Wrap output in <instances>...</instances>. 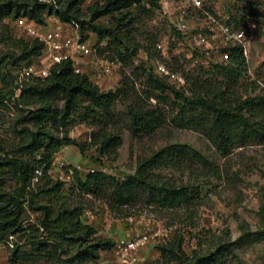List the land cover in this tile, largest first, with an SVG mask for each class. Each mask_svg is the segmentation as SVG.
I'll list each match as a JSON object with an SVG mask.
<instances>
[{"label": "rangeland", "instance_id": "1", "mask_svg": "<svg viewBox=\"0 0 264 264\" xmlns=\"http://www.w3.org/2000/svg\"><path fill=\"white\" fill-rule=\"evenodd\" d=\"M96 4L101 6L104 0L85 1L81 7L83 20L90 21V9ZM207 4L221 19L247 31L249 52L246 71L237 88L238 95L243 99L264 97V0H208ZM132 10L139 16V21L128 28L133 40L140 45L137 54L108 76H98L100 69H96L95 83L103 91H115L121 86L124 77H130L140 97L145 100L150 95L144 103L146 108L159 105L165 110L166 123L155 131L136 132L129 116L131 99L117 103L111 118L105 119L103 124L87 117L82 107L70 118L65 129L52 130L58 137L68 135L75 144L55 154L49 172L51 177L66 183L63 194L67 196L69 207H83L82 220L95 228L98 237L116 243L142 234L160 232L162 240L150 241L139 252L137 264H153L158 261V246L175 237L183 240V248L188 256L212 253L222 248L225 255L221 264H264V144L254 141L244 146H234L228 155H223L202 132L175 127L173 119L178 110L174 104L176 97L173 91L168 89L162 94L154 89V83L159 78L152 62L155 57L163 59L172 69L186 75L219 79L212 68L216 64H224L221 60L224 44L213 41L210 44L214 48L210 50L213 52L212 62L202 65L197 62L200 52L206 48L208 50L210 46L199 44L198 34L204 31L200 27V16H190L191 31L184 34L173 26L172 17L169 18L161 9L150 14L137 13L134 8ZM55 17H58L55 12L47 17L45 32L53 29ZM21 21L22 18H10L0 24V61L4 60L9 73L16 70L13 69L15 65H12V56L18 58L23 54V46L19 41L34 40L24 32ZM100 23L110 26L112 18L103 17ZM79 35L85 37V41L93 47L94 53L88 57L92 61L103 58L117 60L115 51L106 50L108 39L101 40L90 31H86L84 36L79 31ZM158 41L165 44L164 54L156 49ZM25 64L21 61L17 66L21 68ZM31 65L40 67L42 63L35 59ZM2 76L7 79L5 83ZM10 80L3 70L0 74V88L8 84L10 89ZM175 90L189 96L188 87ZM53 107L62 109L64 103L58 102ZM21 113L14 105L0 111V141L9 150L17 148L21 142ZM114 137H119L121 144L103 150L105 139ZM173 145H185L198 153L200 158L189 155L180 159L176 165H152L151 169L147 167L145 174L158 182L187 188L191 195L196 196L188 205L174 208L149 206L146 197H143L133 206L112 208L108 198L96 197L90 194L89 188L85 191L80 188L79 181L84 182L90 170L101 167L108 169L109 176L124 182L136 176L141 165L152 161L156 153ZM68 171H73V175L68 177ZM37 178L33 179L31 186L36 191L41 186ZM19 186L17 180H9L5 188L7 192H13ZM40 219L41 212L28 207L24 214V228L39 225ZM15 236L19 245L24 246L22 251L30 253L27 237L20 233ZM12 252L4 244L0 245V264H10ZM27 264L57 262L40 257ZM86 264L122 263L111 250L101 252L97 261Z\"/></svg>", "mask_w": 264, "mask_h": 264}, {"label": "trees", "instance_id": "2", "mask_svg": "<svg viewBox=\"0 0 264 264\" xmlns=\"http://www.w3.org/2000/svg\"><path fill=\"white\" fill-rule=\"evenodd\" d=\"M85 1L0 0V24L6 19L26 17L44 26L47 17L55 12L60 21L77 23L83 36L90 31L101 40L108 39L106 50L115 51L117 60L126 64L140 47L128 29L139 21L138 14L132 9L145 14L161 9L160 0H104L103 5L96 4L90 9L91 18L87 22L83 20L81 10ZM107 16L112 18L110 26L100 23ZM19 43L23 46V54L18 58L12 56L13 69L18 68L17 63L21 61L30 66L35 59H40L44 50V44L37 39L31 42L20 40ZM229 52L227 63L212 68L219 79L187 75L189 96L175 90L177 87L159 76L154 83L155 90L165 94L169 89L176 97L175 127L202 132L223 155H228L234 146L254 141L264 144V97L243 99L238 95L237 88L246 71V57L238 47L230 48ZM3 70L11 79V88L8 84L0 88V111L8 108L5 101L15 97L17 88L14 72L9 73L1 60L0 74ZM2 80L7 81L5 76ZM149 97L147 95V99ZM127 99L132 100L129 116L136 132L155 131L166 123L165 110L159 105L146 108L147 99L136 93L133 81L127 76L118 89L106 92L86 74L75 73L72 63L66 61L55 65L47 77H32L23 84L19 98L12 100L15 108L22 112L19 119V124H23L19 132L21 142L17 148L9 150L0 141V240L5 241L10 235L20 233L27 237L31 252L22 251L24 246L18 244L9 257L10 264H27L40 257L57 264H86L97 261L101 252L113 250L115 242L98 237L95 228L83 222V207H69L67 196L63 194L66 183L51 177L49 172L55 154L75 144L68 135L58 137L52 130L65 129L70 118L82 107L87 117L103 124L105 119L111 118L115 105ZM58 102L64 103L62 109L53 107ZM120 144L119 137L109 138L105 139L102 148ZM189 155L200 158L185 145H173L156 153L152 161L141 165L136 176L124 182L98 172L89 174L84 182L79 181L80 188L84 191L89 188L90 194L96 197L108 198L112 208L133 206L143 197L149 206L182 207L190 204L196 196L187 188L158 182L145 173L147 167L151 169L152 165L162 163L176 165ZM35 177L41 184L38 191L31 189ZM9 180H17L20 185L13 192L6 191ZM28 207L40 211L41 219L39 225L24 228V214ZM158 250L160 259L153 264H221L225 255L219 248L212 253L188 256L183 240L178 237L159 245Z\"/></svg>", "mask_w": 264, "mask_h": 264}, {"label": "built area", "instance_id": "3", "mask_svg": "<svg viewBox=\"0 0 264 264\" xmlns=\"http://www.w3.org/2000/svg\"><path fill=\"white\" fill-rule=\"evenodd\" d=\"M51 2V0H40ZM208 0H160L161 10L170 18L172 17L173 26L181 33L189 34L191 26L189 18L191 15L200 16L202 21L200 27L203 32L198 34L199 44L203 47L210 46L213 41L224 44V50L221 52V60L227 63L229 60L230 47H238L243 51L245 57L249 52V41L247 39V31L245 28H237L230 22L221 19L209 8ZM56 23L51 31H44L43 25L36 24L33 20L22 17V26L25 33L44 44L43 54L40 57L42 66L36 65L23 66L16 68L14 75L16 77L15 97L19 98L21 88L24 83L28 82L32 77L45 78L49 75L50 70L57 64L69 61L72 63L75 73L84 74L82 70V62L93 55V47L88 41L82 40L79 35V26L75 22L64 23L58 17H55ZM72 29V31H70ZM156 49L164 54L165 44L158 41ZM214 50L212 46L200 52V58L197 60L202 65L212 62L211 55ZM153 67L156 74L169 84L177 88H187V75L183 72L172 69L163 59L155 57L153 59ZM97 69H100L98 76H108L114 70L122 65L118 60L109 61L108 59H97L92 62ZM96 63V64H95ZM102 74V75H101ZM7 99L5 104L14 105V102ZM109 174L108 169L101 167L100 169L90 170V174L94 173ZM68 177L73 175V171H68ZM41 173L38 172V176ZM38 180V178H37ZM157 239L162 240L158 231L152 234L146 233L129 240L117 241L113 248V252L117 260L122 264H137L139 252L146 248L150 241ZM4 244L7 249L13 251L19 244L15 235H10L5 241L0 240V245Z\"/></svg>", "mask_w": 264, "mask_h": 264}, {"label": "crops", "instance_id": "4", "mask_svg": "<svg viewBox=\"0 0 264 264\" xmlns=\"http://www.w3.org/2000/svg\"><path fill=\"white\" fill-rule=\"evenodd\" d=\"M92 62L93 61L90 58H87L83 60L81 65H82V70L84 74H86L93 82H95V77H96L95 71L97 68Z\"/></svg>", "mask_w": 264, "mask_h": 264}]
</instances>
